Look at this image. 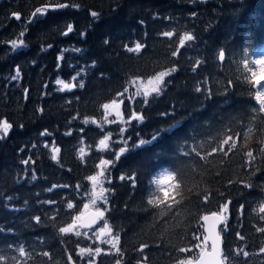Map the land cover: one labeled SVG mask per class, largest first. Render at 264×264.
I'll use <instances>...</instances> for the list:
<instances>
[{"label":"trees","instance_id":"trees-1","mask_svg":"<svg viewBox=\"0 0 264 264\" xmlns=\"http://www.w3.org/2000/svg\"><path fill=\"white\" fill-rule=\"evenodd\" d=\"M60 4L68 6L60 8ZM37 8L48 11L33 16ZM69 25L71 32H67ZM165 31L173 36L164 37ZM185 34L194 39L181 47ZM13 40L24 43L13 49ZM137 43L142 48L129 52ZM177 48L179 53L172 56ZM220 50L226 53L223 62L218 59ZM262 54L264 0L4 1L0 5V122L6 120L11 127L6 135L0 131V251L23 244L32 251L27 264H68L69 254L72 264H86L88 257L77 255V245L99 246L97 264H115L119 257L106 254L114 249L93 239L95 228L88 231L91 239L58 233L59 227L84 210L91 192L88 177L107 160L111 161L105 169L107 203L97 226L107 223L113 235L119 234L122 264L143 262L144 256L146 264H177L178 259L194 257L199 249L187 253L176 249L196 243L191 236L198 218L219 211L227 201L231 204L220 227L222 251L243 247L249 257L241 256L232 264H264V254L253 255L264 246V233L256 231L264 227L260 219L264 213L258 212L264 203V154L258 151L264 149V113L253 112L258 108L254 93L259 89L251 83L248 70H254L255 79L264 85L263 66L255 63ZM173 67L176 72L164 78L158 95L150 93L147 104L143 95L133 98L131 81ZM17 69L20 75L13 80ZM58 79L75 87L61 91ZM228 80L233 81L231 87ZM198 86L201 92L196 91ZM113 100L121 107L120 116L128 119L123 128L104 118L103 105ZM169 129L174 130L165 131ZM45 130L49 135L41 136ZM106 135L109 142L101 146ZM227 136L237 145L228 156L216 152L200 160L195 153L182 155L195 148L205 156ZM122 147L124 152H119ZM54 148L60 149L55 161L51 159ZM248 150L257 156L255 174L243 167ZM29 157V163L23 164ZM175 168H183L188 180L186 187L182 185L184 198L177 196L181 204L161 214L165 205L147 203L156 192L150 181L164 169ZM33 172L36 181L31 180ZM241 179L253 187H244ZM54 184L69 187L48 191ZM207 191L213 195L205 205L196 193ZM46 200L56 203L43 204ZM68 202L73 209H67ZM37 215L40 224L32 219ZM49 216H56L54 225ZM237 231L244 240L236 237ZM142 244L148 245L143 254L138 252ZM44 251L51 254V261L40 255Z\"/></svg>","mask_w":264,"mask_h":264},{"label":"snow or ice","instance_id":"snow-or-ice-1","mask_svg":"<svg viewBox=\"0 0 264 264\" xmlns=\"http://www.w3.org/2000/svg\"><path fill=\"white\" fill-rule=\"evenodd\" d=\"M68 5L65 4H60L58 7L64 8L67 7ZM48 11L47 8H37L35 12L33 13V16H36L37 14H46ZM91 15L95 17L97 15L96 12H92ZM13 16L15 17L16 20H20V14L18 13H13ZM31 22V21H29ZM72 31V26L69 25L67 32ZM67 32L64 33L67 35ZM21 36L24 35L22 32L20 34ZM164 37H172L173 32L171 31H165L162 34ZM194 37L191 34H185L179 41V44L181 47L185 45L186 41H192ZM23 40H20L19 42L17 40L11 41V45L13 49H16L17 47L23 45ZM107 43V41H106ZM142 48V45L140 43H137L134 48H128L129 52H138ZM179 48H177L176 51L172 52V56H177L179 53ZM76 51H79L77 49ZM226 53L224 50L219 51L218 59L219 61L223 62L225 61ZM199 63V62H197ZM256 64L264 66V58H261L259 60L255 61ZM244 65L247 68L248 63L245 60ZM249 71L252 72V81L251 83L255 86L258 87L259 90L255 91L254 93V99L258 103V108H254L253 112L254 113H264V85H261V81L255 79L257 73L252 70L251 68L248 69ZM261 71L264 72V67L261 68ZM176 72V68L173 67L168 71H161L158 72L154 77L148 79L145 82L139 81L138 80H133L131 83L136 86V91L133 95L134 97H139L143 95L145 97L144 103L147 104L149 101L147 97L150 95V93H156L157 95L161 91V85L164 83V78L167 76H170L172 73ZM20 75L19 69L16 71V75L12 77L13 80L17 79ZM80 75V73H77L76 76H73L72 79L76 80L77 77ZM56 83L58 85H62L61 91L65 89H71L75 87L74 84L70 83H65L62 80H57ZM233 84L232 80H228V87H231ZM79 87L83 88L84 83L81 81L79 83ZM143 89V91H141ZM227 90V89H226ZM128 89H125L124 92L126 93ZM197 92H201V88L198 86L196 87ZM211 92V90H208ZM119 96H124V93H119ZM121 103L123 101L121 100ZM110 107H116L118 108L119 105H117V102L113 100L111 104L105 103L103 105L104 109H109ZM119 115V113H117ZM133 117L136 116V113H132ZM253 119H255V116H253ZM264 119V118H262ZM88 121L86 120L85 123ZM11 125L5 120L0 122V131H2L5 135L8 133V130L10 129ZM174 129H169L165 130L171 133ZM124 129H121V132H123ZM251 131V129H249ZM41 136L44 135H49L47 130L42 132L40 134ZM67 135H71V133H67ZM239 135V134H237ZM153 141L157 139L156 136H153ZM191 139L195 140V136L191 137ZM216 139H219V136L216 137ZM100 145L105 146V140L102 139L100 140ZM141 143H144L141 141ZM225 145H227V150L225 149ZM202 146V145H201ZM236 141L233 140L232 136H227V138L222 139L219 141V144L217 147L212 149V152L207 153L205 156H201L198 151H196L195 148H193L191 151H184L182 155L184 157H190L192 156L193 153L197 157H199L200 160H206L207 156L213 155V153L220 152L224 156H228L230 152L233 151V149L236 148ZM35 147V145H33ZM45 147H47V144H45ZM60 151L59 148H54L53 149V155L51 156L52 160H57V155ZM83 152V149L80 150ZM260 154H264V149H259L258 150ZM120 152H124V148L122 147L120 149ZM246 160L244 161V169L246 173H251L255 174L257 171H259V168L257 167V156L254 155L252 150H248L244 153ZM117 158H119V155H117ZM31 160V157H29L28 160H23V164H28L29 161ZM111 161L107 160H102L101 164L107 165L110 164ZM193 171H195L193 169ZM100 176L103 175V173L99 174ZM123 180L124 177H121ZM31 180L36 181L37 176L35 172L32 173L31 175ZM88 180L92 181L93 184V190L91 193V200L90 204L94 207L97 203V201H103L107 203V196L105 193L108 191V189L104 188L103 185V180L99 179L97 175H92L88 177ZM187 177L185 175L184 169L183 168H175L172 170L169 169H164L163 172L159 174L158 177H154L150 183L156 185V192H159L161 195L156 194V192H153L151 194V197L147 200V203L149 205L155 206V207H160L161 205H165V208L162 209L161 214H163L165 211H172L173 210V205H180L181 200L184 198L182 193L184 189L182 188V185L185 187L187 186ZM240 183L244 184V187L246 188H251L253 185L251 183H246L243 179L239 181ZM110 183V181H109ZM229 184H232L233 181H229ZM97 186H99V191H96ZM57 187H63V188H68V185H52L48 191H53ZM80 185H77L76 188L79 189ZM191 191V189H189ZM213 193L211 191L207 192H197L196 193V198L198 200H202L203 204H208L210 202V197H212ZM177 196L181 197V200L176 199ZM9 199H11L9 197ZM43 204H48V205H54L56 201L54 200H46L42 202ZM231 204V201H227L223 204L220 205L219 211H214L211 213V215H202L198 218V223L197 227L193 230L191 239L193 241H196V243L192 244L190 247H179L176 249L178 253H187V252H193V249H199L198 254H194V257H188L185 259H178L177 264H232V261L239 258V257H244L247 258L249 257L250 253L249 251L245 250V248L240 247L236 249H229L227 253L223 252L222 249L220 248V235L216 231V228L218 225L223 224L226 220V216L224 215L228 211V206ZM67 209L71 210L74 208V205L72 202L67 203ZM84 210L79 211L78 214L72 217L71 223L66 224V226H62L58 228V233L61 235H67V234H74L76 237H86L91 239L92 237L89 236L88 231H81V230H90L92 228V225L96 223L98 219H103L104 217V211H101L99 208H95V211L89 213L87 209L89 208V204L86 203L84 204ZM244 211V206L241 205L240 207V213L243 215ZM258 212L259 213H264V203L260 204L258 207ZM178 214V213H177ZM32 219L35 221L36 224L42 223L41 216L37 215L32 217ZM261 220H264V216H260ZM48 221L53 222V225L56 221V216H49ZM199 221H203L204 223L201 224ZM209 221H213L211 224H209ZM201 228H203V233L200 231ZM3 231V230H0ZM257 232L264 233V227H257L256 228ZM207 233V234H204ZM92 236L95 237V240L99 241L101 244H108L111 246V249H114V252H109L106 253L108 255H115L119 258L115 260V264H122L123 260V253L121 252L120 247H118L119 241H120V236L119 234H112V229L108 227L107 223H105L104 227L100 228L99 231H93ZM203 237V238H201ZM236 237L239 240H244L245 237L241 235L239 231L236 232ZM209 241L211 242V250L208 251L209 248ZM79 251L77 255L83 259L85 256L88 257L86 260V264H97L96 258L99 257L102 253L101 247L97 246L95 248H92L91 246L89 247H79L77 245ZM147 244H142L138 252L143 254L144 249L147 248ZM8 252L15 253L14 255H9ZM259 254H264V246L260 247L259 253H254L253 255H259ZM43 257H47L49 261H51L52 257L51 254L47 251H44L40 253ZM23 259V264H27V260L32 259V251L29 249H26V247L23 244H17L15 247L13 245H8V251H0V264H21V260ZM73 258L72 255L69 254L67 256V262L68 264H72ZM147 262V256L143 257V262L138 260L137 264H146ZM244 264H247V261L244 262Z\"/></svg>","mask_w":264,"mask_h":264},{"label":"rangeland","instance_id":"rangeland-1","mask_svg":"<svg viewBox=\"0 0 264 264\" xmlns=\"http://www.w3.org/2000/svg\"><path fill=\"white\" fill-rule=\"evenodd\" d=\"M261 58H264V54L260 55V56L258 57V60L261 59ZM263 67H264V66H263ZM149 79H150V78H149ZM137 80H138V82H139V81H143V82L146 83V81H147L148 79H137ZM61 87H62V86H61ZM134 89H135V91H136V86L134 87ZM141 91H143V89H141ZM141 96H142V95H141ZM117 105H119V104H117ZM120 110H121V107H120V106H119L118 108H116V107H110L109 109H106V111H104L103 115L105 116V117H104L105 120H106L107 122H109L110 124H113L115 127L120 126V127L123 128L125 122H126L128 119H125V118H123V117L120 116ZM117 113H119V115H117ZM109 139H110L109 135H106V140H105V141H106L107 143L109 142ZM120 149H121V148H120ZM120 149H119V152H120ZM107 166H108V164H107V165L100 164V166H99V170H98V172L95 174V175H97V176L99 177V179H102V180H103V185H102V186H103L104 188H106V189H107V187H106L107 177H106V171H105V169L107 168ZM100 173H103V175L100 176V175H99ZM90 189H91L90 195H88V197H87V199H86V202H85V204H86V203L89 204V208L87 209V211H88V210H94V211H95V208H99L101 211H103L104 204H106L105 202H103V201H97V203H96V205H95L94 207L90 204L91 193H92V190H93V184H92V181H90ZM96 191H99V186H97ZM105 195L107 196V192L105 193ZM98 221H101V219H98ZM102 227H104V226L99 225V226H97V227L95 228V230H93V231H97V232H98L99 229L102 228ZM81 231H83V230H81ZM84 231H89V230H84ZM81 237H83V236H81ZM92 237H93V239H95L94 236H92ZM84 238H86V237H84ZM96 241H97V240H96ZM97 242H99V241H97ZM99 243H100V242H99Z\"/></svg>","mask_w":264,"mask_h":264},{"label":"water","instance_id":"water-1","mask_svg":"<svg viewBox=\"0 0 264 264\" xmlns=\"http://www.w3.org/2000/svg\"><path fill=\"white\" fill-rule=\"evenodd\" d=\"M5 0H0V4H2L3 2H4ZM94 210H89L88 212L89 213H91V212H93ZM205 215H211V213H208V214H205ZM213 221H209V224H211ZM97 223H98V220L96 221V223H94L93 225H92V228H94L96 225H97ZM201 223L203 224L204 222L203 221H201ZM222 224H220V225H218L217 226V228H216V231L219 233V229H220V226H221ZM91 228V229H92ZM204 234H207V233H204ZM219 235H220V233H219ZM210 245H211V242L209 241V248H208V251H210L211 250V247H210ZM220 248L222 249V237H221V235H220Z\"/></svg>","mask_w":264,"mask_h":264}]
</instances>
